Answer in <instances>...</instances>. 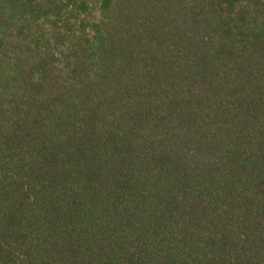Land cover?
<instances>
[{
    "label": "trees",
    "instance_id": "1",
    "mask_svg": "<svg viewBox=\"0 0 264 264\" xmlns=\"http://www.w3.org/2000/svg\"><path fill=\"white\" fill-rule=\"evenodd\" d=\"M0 264H264V0H0Z\"/></svg>",
    "mask_w": 264,
    "mask_h": 264
}]
</instances>
